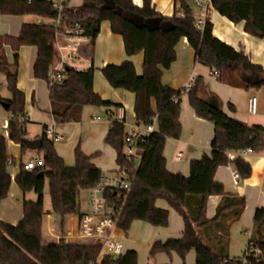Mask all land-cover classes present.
<instances>
[{"label":"trees","instance_id":"16d2710c","mask_svg":"<svg viewBox=\"0 0 264 264\" xmlns=\"http://www.w3.org/2000/svg\"><path fill=\"white\" fill-rule=\"evenodd\" d=\"M107 0H82L76 7L58 10L50 0H0V14L32 15L51 22L23 23L18 36L0 35V74L10 93L7 101L11 116L7 120L8 138L27 150L22 143L26 138L24 129V94L17 88V54L21 46H35L36 59L33 75L49 83L50 66L54 59V37L56 32L79 24L82 35L89 39V48L84 56L91 59L94 39L100 23L109 21L111 31L123 38L127 55L143 52L142 73L137 75L131 61L118 65L107 64L101 73L112 88L134 93V117L137 125L146 126L155 116L154 132L135 141L140 153L135 157L125 155L126 128L111 112L104 142L116 153L115 163L125 170L131 181L129 191L105 187L102 195L107 205L117 211L116 226L126 232L132 221H144L152 226L165 227L168 210L155 206L157 199L165 200L181 217L184 229L181 238L154 241L149 248V257L160 252H176L180 257L193 249L194 264H241V259L228 257L230 225L239 219L244 206L243 196L227 193L221 183L214 180L219 166L233 164L241 179L250 176L251 167L243 158H229V152L249 148L256 151L261 146V126H248L227 116L220 108L218 99L200 97L202 78L196 77L191 89L174 90L162 84L163 68H168L175 58L174 46L185 37L195 49L196 61L211 71L218 80L231 85L249 87L264 86V69L250 62L242 52L222 42L212 34V25L206 20L202 29L195 26V18L189 0H174L178 13L170 17L159 15L148 0L141 7L130 0H113L122 9L118 15L109 9ZM212 9L228 20L243 22L246 33L264 38V0H211ZM138 14L146 19L159 18L158 28L137 27L129 16ZM59 25H54L55 20ZM5 46L15 53L10 64L5 57ZM94 68L64 69V78L49 86L50 112L57 125L80 121L82 108L111 106L93 91ZM242 76L257 77L258 84H249ZM186 95L187 103L194 113L213 125V138L208 154L189 163V174L171 173L166 168L163 148L166 138H178L181 132L180 96ZM177 98V103L173 102ZM155 101V110L151 100ZM2 99L0 98V101ZM232 108V107H231ZM43 164L30 171L20 169L14 177L23 193L33 192L35 200L25 199L22 203V218L13 225L0 220V264H137V253L124 251L114 259L101 254L100 245L92 241L68 242L60 238L56 243L42 239L43 190L47 181L50 213L58 216L63 231L69 215H82L79 208V192L93 188L101 179L102 171L92 162L99 152L84 154L79 145L74 149V164L67 166L57 154L54 144L43 132L41 135ZM13 159L6 154L5 139L0 135V201L6 196L10 181V163ZM221 197L211 218L205 215L209 196ZM248 246L258 249L260 254L245 256L247 264H264V207L254 210ZM170 264V263H167Z\"/></svg>","mask_w":264,"mask_h":264},{"label":"crops","instance_id":"0c3cea01","mask_svg":"<svg viewBox=\"0 0 264 264\" xmlns=\"http://www.w3.org/2000/svg\"><path fill=\"white\" fill-rule=\"evenodd\" d=\"M133 5L141 7L144 0H130ZM150 6L161 16L170 17L178 13L174 0H148ZM82 0H63V5L72 8L80 5ZM193 14L198 9L192 6ZM208 19L212 25V34L234 48L242 51L251 63L259 65L264 69V38H257L243 29V22L234 23L220 15L216 10L210 9ZM51 22L42 20L32 15H5L0 14V35L18 36L23 23ZM89 48V39L83 41L79 61L81 69L92 65L94 68L92 88L95 93L104 101L112 103L111 106H91L82 108L80 121L57 125V132L62 139L54 143L57 154L63 159L67 166L74 164V149L79 145L80 150L87 155L99 152L92 162L103 171L104 161H111L112 168L117 171L115 163L116 153L112 147L104 142L109 121L107 113H116L119 109L124 114L126 132L136 124L134 117V93L112 88L101 73V68L107 64L118 65L124 61H131L135 73L141 75L143 52L134 55H127L124 49L123 38L111 31L110 23L104 20L100 23L99 31L94 39L91 59L84 56ZM5 57L8 63L13 62L14 51L5 46ZM175 58L168 68H163L161 82L174 90L184 88L190 78L200 76L203 88L199 92L200 97L209 99L214 95L218 99L221 110L229 117L245 123L248 126H261L263 132L260 134L261 146L258 150L246 153L243 158L251 167L250 176L241 179L237 184L233 183L231 170L233 164L219 166L214 173V180L221 183L225 192L243 196L245 206L238 220L233 222L229 228L228 257H240L244 252L249 232L252 228L253 214L257 207H264V86L259 88L231 85L220 81L215 71L196 61L195 49L189 44L185 37H181L174 46ZM17 88L24 94V129L27 139L41 138L44 127L52 121L49 102V86L42 79L33 75V64L37 55L35 46H21L17 51ZM0 76L3 77L2 74ZM250 96L256 97L257 111L251 114L247 111V99ZM151 107L155 110V101L151 100ZM232 107V108H231ZM98 117V119H95ZM7 118L0 115V135L5 139L6 154L13 159L10 167L11 181L6 196L0 201V220L9 224H17L22 218L23 200H35L33 192L23 193L14 181V177L20 171V164L39 156L41 152L21 151L20 145L8 138ZM181 132L178 138H166L163 156L166 161V168L171 173H180L184 176L189 174V163L193 159H199L203 154H208L213 138V125L210 121L198 117L187 103L185 94L180 96ZM156 126V125H155ZM137 153L138 150H135ZM182 153L180 160H176V154ZM232 158L237 152H231ZM42 156V155H41ZM24 157H26L24 159ZM139 158H136L138 162ZM45 181V185H46ZM44 185V187H45ZM221 197L218 195L209 196L206 202L205 215L211 218ZM88 207L82 208L79 200L80 213L89 211ZM44 205V195H43ZM155 206L168 210V223L165 227L152 226L144 221H132L129 229L124 232L116 229L115 234L119 237L124 246V251L133 250L137 253V264H194L195 252L189 250L184 257L176 252H160L149 258V248L154 241H165L167 239L181 238L184 224L182 217L171 208L163 199H157ZM42 216V239L44 242L58 241L60 235L68 233L70 242H79L74 237L77 235V215H69L65 219L63 231L60 228L58 216L50 213L43 206Z\"/></svg>","mask_w":264,"mask_h":264},{"label":"built area","instance_id":"2783aa9c","mask_svg":"<svg viewBox=\"0 0 264 264\" xmlns=\"http://www.w3.org/2000/svg\"><path fill=\"white\" fill-rule=\"evenodd\" d=\"M54 8L59 11L64 7L63 0H50ZM191 6L198 9L195 14V26L202 29L204 23L208 19L209 11L212 8L211 0H189ZM54 25L58 27L59 20L54 21ZM82 29L79 24L65 28L62 32H56L54 37V59L50 66L49 72V83L48 86H54L59 83L64 78V69H81L82 65L79 61L80 48L84 40L88 39L82 35ZM215 74V72H214ZM195 78L192 77L184 86L185 91L191 89L194 84ZM1 86V84H0ZM177 98L173 99L174 103H177ZM247 111L254 114L257 111V101L256 97L250 96L247 99ZM113 117L117 121L123 122L126 126L124 114L121 109H119L115 114L112 113ZM95 119H98L96 117ZM156 125L155 116L152 118L151 123L146 126H140L135 124L132 129L126 132L125 139L127 144L125 146V155L128 159L132 157L140 158V153H137L136 147L134 145L135 141H144V137L154 132ZM57 124L54 120L47 126L44 127L43 132L52 141V143H57L62 139V135L56 130ZM249 148L237 151L238 156H244L246 153L250 152ZM229 158H232V153L229 152ZM182 153L178 152L176 154V160H180ZM12 162L10 165L12 166ZM43 164L42 156H35L20 164V169L32 170L36 167H40ZM231 177L234 184H237L240 180V175L238 171L233 168L231 170ZM131 181L128 178L125 170L118 168L117 171L109 177H101L100 181L90 190L89 192V211L83 213L77 218V235L76 239L81 241H92L100 245L101 254H107L110 257L116 259L124 252V246L122 240L116 236L115 231L116 226V216L117 211L112 207L107 205L102 192L105 187H112L115 189H121L129 191ZM250 233V232H249ZM63 238L65 241L70 242V235L65 234L60 235L58 240ZM260 251L253 247L246 245V248L242 255L239 257L241 259V264H247L245 256L258 255ZM235 257H231L233 259ZM93 264V263H91Z\"/></svg>","mask_w":264,"mask_h":264},{"label":"water","instance_id":"95a60500","mask_svg":"<svg viewBox=\"0 0 264 264\" xmlns=\"http://www.w3.org/2000/svg\"><path fill=\"white\" fill-rule=\"evenodd\" d=\"M106 4L109 9L114 10L118 15L122 14V9L116 7L113 0H107ZM129 20L131 21V23H133L137 27L146 26L148 28H158L160 26L159 18L145 20L143 17H141L138 14H132L129 16ZM242 80L246 83L253 84V85L258 84L260 82L257 77L252 78L250 76H242ZM0 104L2 105L4 109L7 110L8 108L7 101L1 100ZM22 143L24 144L27 150H37L38 151L41 149L42 140L41 138H36V139L24 138L22 139Z\"/></svg>","mask_w":264,"mask_h":264},{"label":"rangeland","instance_id":"374dc122","mask_svg":"<svg viewBox=\"0 0 264 264\" xmlns=\"http://www.w3.org/2000/svg\"><path fill=\"white\" fill-rule=\"evenodd\" d=\"M0 84H1V86H0V98L2 100H8L10 98V93L8 92V90L6 88V84H5L4 78H2V76H0ZM0 115H2L3 117L8 119L11 116V112L9 110L4 109L2 107V105L0 104ZM29 151H32L33 153L38 152L37 150H29ZM39 156H41V154ZM34 157L35 156L31 157V159L34 158ZM25 158L26 157H24V159ZM112 166L113 165H112L110 160L109 161H104L103 171H102V176L103 177H109V176L113 175V171L109 170V169L112 168ZM10 172H11V170H10ZM89 192H90L89 189H85V190H82V191L79 192V200L81 201L82 208H87L88 207L87 203H88ZM43 195H44V205L43 206H44V208L46 210H49L50 209V200H49L47 182H46V185H45L44 190H43Z\"/></svg>","mask_w":264,"mask_h":264}]
</instances>
